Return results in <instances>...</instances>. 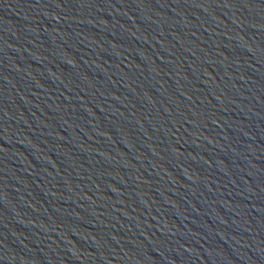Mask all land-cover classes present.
<instances>
[{
	"label": "water",
	"instance_id": "95a60500",
	"mask_svg": "<svg viewBox=\"0 0 264 264\" xmlns=\"http://www.w3.org/2000/svg\"><path fill=\"white\" fill-rule=\"evenodd\" d=\"M0 264H264V0H0Z\"/></svg>",
	"mask_w": 264,
	"mask_h": 264
}]
</instances>
